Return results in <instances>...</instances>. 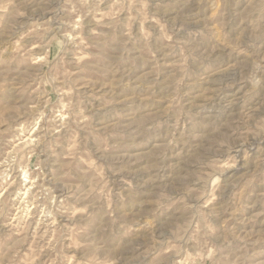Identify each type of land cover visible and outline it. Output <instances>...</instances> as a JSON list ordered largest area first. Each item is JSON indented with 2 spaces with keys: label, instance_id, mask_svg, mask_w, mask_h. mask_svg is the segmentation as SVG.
I'll return each mask as SVG.
<instances>
[{
  "label": "rangeland",
  "instance_id": "rangeland-1",
  "mask_svg": "<svg viewBox=\"0 0 264 264\" xmlns=\"http://www.w3.org/2000/svg\"><path fill=\"white\" fill-rule=\"evenodd\" d=\"M0 264H264V0H0Z\"/></svg>",
  "mask_w": 264,
  "mask_h": 264
}]
</instances>
